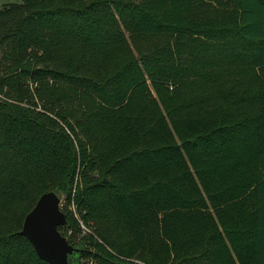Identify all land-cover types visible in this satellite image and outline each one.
<instances>
[{"label":"trees","instance_id":"1","mask_svg":"<svg viewBox=\"0 0 264 264\" xmlns=\"http://www.w3.org/2000/svg\"><path fill=\"white\" fill-rule=\"evenodd\" d=\"M47 191L71 264H264V0L0 8V264Z\"/></svg>","mask_w":264,"mask_h":264},{"label":"water","instance_id":"2","mask_svg":"<svg viewBox=\"0 0 264 264\" xmlns=\"http://www.w3.org/2000/svg\"><path fill=\"white\" fill-rule=\"evenodd\" d=\"M61 202L62 198L54 191L41 194L25 215L20 230L38 257L50 264H71L69 255L79 250L58 230V226L66 224Z\"/></svg>","mask_w":264,"mask_h":264},{"label":"rangeland","instance_id":"3","mask_svg":"<svg viewBox=\"0 0 264 264\" xmlns=\"http://www.w3.org/2000/svg\"><path fill=\"white\" fill-rule=\"evenodd\" d=\"M10 1H16V0H0V8L2 7L3 4Z\"/></svg>","mask_w":264,"mask_h":264}]
</instances>
